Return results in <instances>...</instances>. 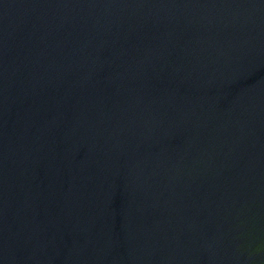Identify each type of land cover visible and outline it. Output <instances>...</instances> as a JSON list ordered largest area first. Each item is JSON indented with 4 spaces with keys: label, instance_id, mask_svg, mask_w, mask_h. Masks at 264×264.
Wrapping results in <instances>:
<instances>
[{
    "label": "water",
    "instance_id": "95a60500",
    "mask_svg": "<svg viewBox=\"0 0 264 264\" xmlns=\"http://www.w3.org/2000/svg\"><path fill=\"white\" fill-rule=\"evenodd\" d=\"M0 264H264V0H0Z\"/></svg>",
    "mask_w": 264,
    "mask_h": 264
}]
</instances>
